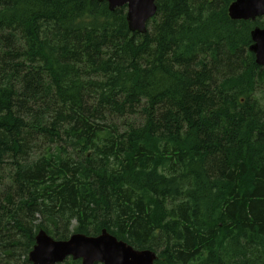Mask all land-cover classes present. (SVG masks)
I'll list each match as a JSON object with an SVG mask.
<instances>
[{
    "label": "trees",
    "instance_id": "obj_1",
    "mask_svg": "<svg viewBox=\"0 0 264 264\" xmlns=\"http://www.w3.org/2000/svg\"><path fill=\"white\" fill-rule=\"evenodd\" d=\"M232 1L154 0L139 33L106 1L0 0V264L41 229L264 264V20Z\"/></svg>",
    "mask_w": 264,
    "mask_h": 264
},
{
    "label": "water",
    "instance_id": "obj_2",
    "mask_svg": "<svg viewBox=\"0 0 264 264\" xmlns=\"http://www.w3.org/2000/svg\"><path fill=\"white\" fill-rule=\"evenodd\" d=\"M106 1L110 10L126 7V20L131 31L144 33L146 25L156 13L154 0H92ZM228 15L234 20H254L264 16V0H234L228 7ZM249 50L258 65L264 64V26L254 27ZM79 259L81 264H153L156 252L136 249L117 239L106 229L95 236L72 233L67 239L56 240L44 230L35 235V243L28 253V264H58L66 258ZM219 264V263H209Z\"/></svg>",
    "mask_w": 264,
    "mask_h": 264
},
{
    "label": "rangeland",
    "instance_id": "obj_3",
    "mask_svg": "<svg viewBox=\"0 0 264 264\" xmlns=\"http://www.w3.org/2000/svg\"><path fill=\"white\" fill-rule=\"evenodd\" d=\"M259 20H264V16H261V17H257ZM72 224H74V221H72Z\"/></svg>",
    "mask_w": 264,
    "mask_h": 264
}]
</instances>
